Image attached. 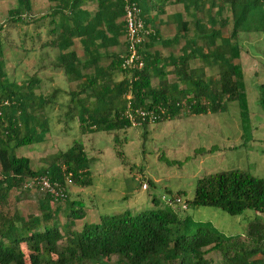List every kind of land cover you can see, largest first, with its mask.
Wrapping results in <instances>:
<instances>
[{
    "label": "trees",
    "instance_id": "trees-1",
    "mask_svg": "<svg viewBox=\"0 0 264 264\" xmlns=\"http://www.w3.org/2000/svg\"><path fill=\"white\" fill-rule=\"evenodd\" d=\"M46 1L47 8L34 14L31 0H15L0 25V209L11 191L23 189L28 179L46 178L62 189L64 199L56 204L40 192L35 200L36 215L23 216L13 210L6 217L0 211V264H111V259L112 264H264V224L257 220L247 225L243 239L239 235L226 237L205 226L190 232L187 217L165 208L134 215L102 214L96 222L83 223L75 230L74 223L82 221L85 213L80 203L66 199L64 187L89 186L91 161L76 141L50 154L37 170L31 168L27 157L14 154L20 147L43 140L47 132L44 118L37 122L33 112L50 98L33 95L32 89L38 88L42 77L34 74L10 80L3 60V47L21 51L20 60L38 53L41 72L48 69L61 75L65 83L78 82V92L70 98L83 95L86 100L87 107L80 105L76 118L81 134L129 128L130 123L122 117L127 105L131 112H152L157 120L179 116L182 109L190 115L216 113L223 108V99L225 103L239 102L244 110V80L235 62L239 50L233 42L240 32L264 33V0H172L182 11L173 14L176 31L170 39H161L155 27L149 29L154 18L148 16L146 1L128 0L138 5L143 28L149 32L139 45L141 70L121 67L120 57L125 53L122 0ZM89 5L95 8L87 10ZM158 8L153 9L161 14ZM184 18L192 21L190 37ZM228 21L230 34L223 36L220 30ZM179 40H184V45L178 58L150 53L157 44L168 47ZM75 42L82 52L80 61ZM102 58L108 60L106 66L99 65ZM194 59L200 65L189 68ZM209 69L217 70L213 84L204 79ZM169 76H174L172 82L167 81ZM259 91L264 110V84ZM179 194L173 196L180 198ZM184 204L182 211L202 206L231 216L244 211L264 216V179L237 170L209 174L197 180L192 200ZM59 213L65 218L62 223ZM209 252H217L219 261L205 258Z\"/></svg>",
    "mask_w": 264,
    "mask_h": 264
},
{
    "label": "rangeland",
    "instance_id": "rangeland-1",
    "mask_svg": "<svg viewBox=\"0 0 264 264\" xmlns=\"http://www.w3.org/2000/svg\"><path fill=\"white\" fill-rule=\"evenodd\" d=\"M14 3L15 0H0V25ZM31 3L34 14L42 13L48 5L46 0H31ZM184 20L188 21L187 36L190 37L193 33L192 21L188 18ZM155 29L159 37L164 39H170L176 31L175 24L170 22H159ZM230 30L231 23L228 21L220 33L228 36ZM233 43L238 47L239 55L244 57L235 60L244 68V110H241L239 102L225 103L223 99L220 104L223 108L216 113L190 115L186 109H182L180 115L172 119H158L150 124L138 122L120 131H88L84 134H81L76 118L80 105L87 107L84 104L86 100L83 95H76L74 100L70 98V94H77L78 82L65 83L61 75H53L48 69L41 72L38 67L41 55L38 53H31L20 60L21 51L3 47L6 76L19 81L36 74L42 80L38 88L32 89L33 95H41L44 100L50 98L41 109H34L33 112L37 122H42L44 118L47 132L43 140L35 145L20 147L14 154L27 157L31 168L37 170L44 166L42 160L49 158L50 154L64 150L74 141L81 143L84 155L91 161V184L82 189L70 184L64 187L66 199L80 203L85 213L82 221L74 223L77 231L81 224L96 222L102 214L112 216L126 212L134 215L138 211L165 208L178 217H187L190 232L196 226H205L226 237L239 235L243 239L247 225L254 220L264 224V216L254 215L250 211L231 216L202 206L182 211L180 205H167L161 200V196L169 198L180 193L181 203L190 202L197 180L209 174L237 170L252 178L264 179V110L259 104V86L264 84V33L240 32ZM183 45L184 40H179L168 47L157 44L154 49L163 57L170 54L178 58ZM74 48L77 59L82 60V52L76 42ZM107 63L106 59L99 64L105 66ZM198 65L197 59L188 63L189 68ZM216 71L209 69L205 81L213 84L217 78ZM173 80L174 76H169L167 81ZM155 83L152 81L153 85ZM90 129L92 131L93 127ZM142 185H145V190H141ZM39 194L32 189L11 191L6 205L0 211L6 217L13 210L23 216L36 215L35 200ZM152 199L157 200L155 204L151 202ZM58 202L62 203V200L54 203ZM58 218L59 223L65 221L61 213ZM205 258L218 262L219 254L209 252ZM110 261L114 263L113 259Z\"/></svg>",
    "mask_w": 264,
    "mask_h": 264
},
{
    "label": "built area",
    "instance_id": "built-area-1",
    "mask_svg": "<svg viewBox=\"0 0 264 264\" xmlns=\"http://www.w3.org/2000/svg\"><path fill=\"white\" fill-rule=\"evenodd\" d=\"M122 1L124 2V7L122 8V20L124 23L123 46L125 47V53L120 57L121 67L123 69L141 70L143 62L139 54V45L144 43L149 32L143 28V22L141 20L138 5L133 1ZM122 117L130 123V126H135L138 122L142 123L144 121L149 122L150 124L157 120L152 112L140 109H135L131 112L128 109V105L126 106V110ZM22 188L46 193L49 197H51L52 202L64 199L62 189L57 187L55 184L49 183L46 178H40L37 181L28 179L24 182ZM141 190H145V185H142ZM161 200L167 205L175 203V205H180L181 210L186 209L185 204L181 203L180 198L176 196H171L169 198L161 196Z\"/></svg>",
    "mask_w": 264,
    "mask_h": 264
},
{
    "label": "crops",
    "instance_id": "crops-1",
    "mask_svg": "<svg viewBox=\"0 0 264 264\" xmlns=\"http://www.w3.org/2000/svg\"><path fill=\"white\" fill-rule=\"evenodd\" d=\"M144 1H146L147 2V5L149 6L150 5V7H148L149 9V12H148V16L153 20V18H154V23H153V25H152V29L154 28V27H156L157 26V24L160 22V23H168V22H170V23H172V24H174V22H173V14L174 13H176V14H180L181 13V11L182 10H180V9H182L181 8V6L180 5H176V4H173V3H171V1L172 0H144ZM143 1V2H144ZM159 6V8L158 9H161L163 12L161 13V14H156V11H154V9L153 8H155V7H158ZM95 7L93 6V5H89L88 7H87V10H93ZM165 25V24H164ZM151 28L149 27V29L151 30ZM161 39H164V38H161ZM157 49H152L151 51H150V53H152V52H154V51H156ZM112 52H114V50H111ZM156 52H158V51H156ZM159 53V52H158ZM166 56V55H165ZM171 57V55L170 54H168L166 57H163V56H161L160 55V57H162V58H167V57ZM239 58H240V60H242V58H244V57H242L241 55H239ZM101 61H106V59L105 58H102L100 61H99V63L101 62ZM249 62L250 63H253V61L252 60H249ZM100 65V64H99ZM107 65V64H106ZM105 65V66H106ZM100 66H104V65H100ZM240 68H241V72H242V74H243V77H245V74H244V68L240 65ZM252 72V76L254 77L255 75H254V72L253 71H251Z\"/></svg>",
    "mask_w": 264,
    "mask_h": 264
}]
</instances>
